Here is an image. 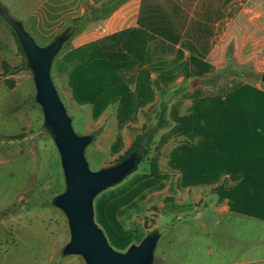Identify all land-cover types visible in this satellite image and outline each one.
Returning <instances> with one entry per match:
<instances>
[{
	"label": "rangeland",
	"instance_id": "rangeland-1",
	"mask_svg": "<svg viewBox=\"0 0 264 264\" xmlns=\"http://www.w3.org/2000/svg\"><path fill=\"white\" fill-rule=\"evenodd\" d=\"M160 1L170 11L173 9L174 0ZM42 3L44 0H0V264H86L81 255L63 254L70 240V227L64 211L53 202L66 188L61 156L36 99L33 71L14 27L5 17L8 13L19 21L41 46L71 27L80 32L84 20L75 24L73 20H55L45 25L38 22ZM197 3L198 0L193 2L195 9ZM259 3L258 0L241 5L243 12L221 25L215 40L221 45L219 53L233 56L244 41L262 42L261 24L251 20L262 9ZM88 7L83 0L78 8ZM176 20L181 26L180 15H176ZM96 35L100 32L96 31ZM186 38L181 31L184 51L183 56H177L180 67L196 53L189 50L190 39ZM96 47L95 41L75 47L69 38L51 66L52 80L74 130L93 137L85 148L89 167L98 170L116 164L136 148L138 135L149 131L154 136L150 140L144 135L138 146L143 150V158L137 169L120 183L101 191L94 200V208L101 196L126 187L135 175L149 172L155 160L162 174L160 188L140 191L130 206L118 214L120 223L132 235L129 246L156 233L159 239L151 264H264V220L230 210L228 200L216 193L219 184L231 187L235 181L226 175L214 184L183 185L182 173L171 166L170 155L185 138H163L173 126L176 114L190 112L192 97L187 94L197 88L203 95L226 92L246 83L264 90V58H253L252 62L236 57L221 58L216 63L206 61L211 69L189 78H184L178 69L163 80L165 84L154 82L153 99L137 111L134 120L125 122L118 102L95 116L92 104H80L73 99L70 74L76 65L87 61ZM176 54L174 49L168 56L173 58ZM161 113L164 121L160 125Z\"/></svg>",
	"mask_w": 264,
	"mask_h": 264
},
{
	"label": "trees",
	"instance_id": "trees-1",
	"mask_svg": "<svg viewBox=\"0 0 264 264\" xmlns=\"http://www.w3.org/2000/svg\"><path fill=\"white\" fill-rule=\"evenodd\" d=\"M122 1L104 0L102 9L89 7L73 23L107 14ZM76 31L71 27L59 36L66 41ZM180 38L175 13L168 12L160 0H142L136 27L98 39L95 41L98 47L90 51L87 61L74 67L69 78L73 99L80 104H92L95 116L118 102L123 121L134 120L137 111L153 99L154 82L163 85V80L178 69L184 78L211 69L198 56L200 51L191 41L187 46L196 53L180 67L177 56H183L184 51L181 46L176 47ZM174 49L176 57H169ZM187 95L192 97L190 112L176 114L173 126L163 135L164 139L185 138L174 146L170 155L171 166L182 173V184H214L228 175L235 183L231 187L219 184L216 188L219 198L227 199L232 211L264 220V90L246 83L214 95H203L199 88ZM159 117L161 125L163 113ZM145 134L150 140L154 136L149 131L138 135L132 151L139 150ZM161 177L153 160L149 172L135 175L126 187L98 198L96 220L114 247L125 249L132 238L118 219L121 209L130 206L140 191L160 188Z\"/></svg>",
	"mask_w": 264,
	"mask_h": 264
},
{
	"label": "water",
	"instance_id": "water-1",
	"mask_svg": "<svg viewBox=\"0 0 264 264\" xmlns=\"http://www.w3.org/2000/svg\"><path fill=\"white\" fill-rule=\"evenodd\" d=\"M5 17L14 27L33 71L36 99L61 156L66 188L55 196L53 202L64 211L70 227V240L63 248V254L81 255L86 264H151L158 234H148L139 244H132L125 251L118 250L97 223L94 208V200L101 191L120 183L137 169L143 151L134 150L116 164L92 170L85 148L93 137L74 130L72 118L51 77L53 60L61 50L64 39L57 36L41 46L21 23L13 20L8 13H5Z\"/></svg>",
	"mask_w": 264,
	"mask_h": 264
},
{
	"label": "crops",
	"instance_id": "crops-1",
	"mask_svg": "<svg viewBox=\"0 0 264 264\" xmlns=\"http://www.w3.org/2000/svg\"><path fill=\"white\" fill-rule=\"evenodd\" d=\"M82 1L44 0V3H42L43 11L37 15V20L43 25L53 23L55 20L60 21V23L64 21L70 22L74 18L86 14V9L78 8ZM84 1L89 7H97L104 0ZM251 1L255 2L258 0H198L201 6L197 3L198 7L195 9L196 5H193V2L196 3L197 0H174V7L171 11L166 3H163L168 12L180 15L181 26H179V30L182 31L183 36L184 34L187 36L186 40L190 39L193 44L195 42L196 49L200 51L198 56L202 57L204 61L216 63L222 61L221 58L228 59L230 57L247 58L245 61L250 62H252L253 58L258 61L264 58V38L261 39V43L244 41L240 45V51H234L233 56L219 53L221 45L215 43L221 25L228 24V21L233 16H237L243 10L241 5ZM259 2L262 9L256 14L257 17H252L251 20L261 24L260 30H264V0H259ZM141 6L142 0H123L116 9L109 13L84 20L79 26L80 32L78 31L79 33H77L76 31V34L71 36L70 39L75 47H81L106 35L136 27L140 17ZM30 16L32 18V15ZM96 31H99L100 35H96ZM205 31L209 32L206 36L203 34ZM102 32H104V35H102ZM193 38L195 39L193 40ZM180 46V42L176 44V47ZM182 48L184 49V47ZM154 74L153 72L152 76Z\"/></svg>",
	"mask_w": 264,
	"mask_h": 264
}]
</instances>
